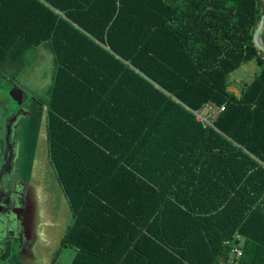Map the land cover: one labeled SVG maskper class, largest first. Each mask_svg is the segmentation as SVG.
<instances>
[{
	"label": "trees",
	"instance_id": "1",
	"mask_svg": "<svg viewBox=\"0 0 264 264\" xmlns=\"http://www.w3.org/2000/svg\"><path fill=\"white\" fill-rule=\"evenodd\" d=\"M264 0H0V76L45 45L70 264H264ZM264 43V31L262 32ZM31 59V60H30ZM255 60L231 92L229 75ZM224 107L212 122L192 111Z\"/></svg>",
	"mask_w": 264,
	"mask_h": 264
},
{
	"label": "rangeland",
	"instance_id": "2",
	"mask_svg": "<svg viewBox=\"0 0 264 264\" xmlns=\"http://www.w3.org/2000/svg\"><path fill=\"white\" fill-rule=\"evenodd\" d=\"M257 72L255 60L243 64L229 75L228 89L238 95ZM52 73V54L41 45L11 81L0 77V264H13L29 246L40 261L51 260L71 221L47 157L45 110L38 106L48 97ZM74 254L62 248L54 264H70Z\"/></svg>",
	"mask_w": 264,
	"mask_h": 264
},
{
	"label": "built area",
	"instance_id": "3",
	"mask_svg": "<svg viewBox=\"0 0 264 264\" xmlns=\"http://www.w3.org/2000/svg\"><path fill=\"white\" fill-rule=\"evenodd\" d=\"M205 111H206V115H202L201 114V111H198V112H195V111H192L193 114L195 115V117L201 122L203 123L204 125H207V126H212V122L214 120V118L216 117V115L223 111L224 107H218V106H215L211 103H207L204 108H203ZM240 235L239 234H235L234 235V238L233 240H231V242L229 240H226L224 241V244L225 245H232V248H231V255L232 257L229 259L228 263L229 264H235L236 263V260L240 257L241 255V248L238 246V245H233L232 241H234L235 239H240Z\"/></svg>",
	"mask_w": 264,
	"mask_h": 264
},
{
	"label": "crops",
	"instance_id": "4",
	"mask_svg": "<svg viewBox=\"0 0 264 264\" xmlns=\"http://www.w3.org/2000/svg\"><path fill=\"white\" fill-rule=\"evenodd\" d=\"M38 106L40 109L43 108L45 110L44 106H42V105H38ZM33 118H34V115L31 114L29 116V119H33ZM47 157H48V155H47ZM71 218H72V215H71ZM52 259L48 260L47 262L40 261L38 259V255H36L35 251L32 250L31 247L29 246V248H27L26 250L21 249V252H19V254H17L16 257L12 258V263L13 264H51Z\"/></svg>",
	"mask_w": 264,
	"mask_h": 264
},
{
	"label": "water",
	"instance_id": "5",
	"mask_svg": "<svg viewBox=\"0 0 264 264\" xmlns=\"http://www.w3.org/2000/svg\"><path fill=\"white\" fill-rule=\"evenodd\" d=\"M264 31V15L261 16L252 36L255 48L264 57V43L262 41V32Z\"/></svg>",
	"mask_w": 264,
	"mask_h": 264
},
{
	"label": "bare ground",
	"instance_id": "6",
	"mask_svg": "<svg viewBox=\"0 0 264 264\" xmlns=\"http://www.w3.org/2000/svg\"><path fill=\"white\" fill-rule=\"evenodd\" d=\"M16 129V128H15ZM33 132H35V131H33ZM36 140V139H35ZM18 143V142H17ZM19 152V151H18ZM39 174V173H38Z\"/></svg>",
	"mask_w": 264,
	"mask_h": 264
}]
</instances>
